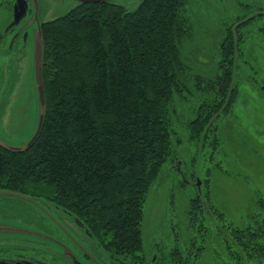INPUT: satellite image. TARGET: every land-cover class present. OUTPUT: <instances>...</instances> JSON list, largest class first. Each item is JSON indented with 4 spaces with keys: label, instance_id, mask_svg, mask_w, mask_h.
Listing matches in <instances>:
<instances>
[{
    "label": "trees",
    "instance_id": "16d2710c",
    "mask_svg": "<svg viewBox=\"0 0 264 264\" xmlns=\"http://www.w3.org/2000/svg\"><path fill=\"white\" fill-rule=\"evenodd\" d=\"M188 3L141 0L133 11L113 0L83 3L42 25L46 104L41 132L24 150L0 144V191L51 201L77 218L117 261L141 256L145 203L172 156L175 105L187 91L181 46L192 31ZM250 20L227 27L216 72L194 79L200 96L187 124L188 140L201 157L210 148L211 161L224 141L221 125L239 102L241 29ZM210 184V178L201 180L207 188ZM209 193L197 191L187 208L191 222L200 225L194 238L197 257L216 240L217 256L228 257L218 264H262L264 218L254 214L244 227L205 226L208 215L224 222ZM169 252L166 264H194Z\"/></svg>",
    "mask_w": 264,
    "mask_h": 264
},
{
    "label": "rangeland",
    "instance_id": "374dc122",
    "mask_svg": "<svg viewBox=\"0 0 264 264\" xmlns=\"http://www.w3.org/2000/svg\"><path fill=\"white\" fill-rule=\"evenodd\" d=\"M113 1L124 5L129 11L135 10L141 2ZM255 3L262 7L260 11ZM75 5L76 2L72 0L61 5L52 2L45 18L53 20L60 17ZM261 11L264 13V0H189L186 14L192 31L181 46L186 66L183 77L187 91L183 93V99H178L175 105L177 113L174 116L172 156L164 164L145 203L142 224L144 250L158 245L165 248L162 249L168 256V252L175 246L172 240L176 238V246L184 251L189 239L198 235L200 225L193 224L187 213L189 201L199 191L196 184L198 178L190 180L192 172L199 176L200 181L210 178V188L201 185V192H210V203L224 214V222L208 215L205 226L222 227L223 223H231L235 227H244L254 221L251 218L254 214L258 220L264 218V206H259L260 200L264 202V99L256 97L251 83L245 80L248 72L250 76L254 73L259 81L264 79V30L261 28L264 26V16H256L241 29L247 38L240 45L244 55L236 79H242L243 74L241 92H247L255 99L250 100L240 94L239 102L230 114L228 123L224 127L221 125L224 141L213 161L209 159L212 151L210 148H206L201 157L195 143L188 140L187 127L200 96L194 89L195 77H210L216 72L218 45L227 27L238 19L259 14ZM24 27L30 32V51L21 57L23 64L15 78H11V82L7 81L0 88V143L15 149L29 144L37 131L42 114L34 69L35 52L41 35L39 26L34 21ZM193 158H201L199 165H192ZM174 159H177L176 163L181 162L182 171L173 164ZM217 162L221 163V169L216 167ZM34 214L43 215V219L56 234L34 225ZM74 220L45 198L0 191V249L19 250V246L31 241L37 243L38 249L47 246L53 264H76V259L80 260H77L79 264H90L81 255L80 249L78 252L74 249L75 246L70 243L71 240L65 233V229L72 232L68 225ZM201 245L202 242L199 243ZM206 246L196 264L228 262L226 254L217 256L215 249H220V246L216 240L210 241ZM71 255H75L74 260Z\"/></svg>",
    "mask_w": 264,
    "mask_h": 264
},
{
    "label": "flooded vegetation",
    "instance_id": "af4514ba",
    "mask_svg": "<svg viewBox=\"0 0 264 264\" xmlns=\"http://www.w3.org/2000/svg\"><path fill=\"white\" fill-rule=\"evenodd\" d=\"M68 1L70 0H0V88H3L7 81L9 83L15 78V75L21 70L23 64L21 57L30 51L28 46L30 32H28L27 27L24 26H26L27 23L34 21V24L41 27L52 21L46 20L45 18L50 11L52 2L53 4L61 5ZM72 1L76 2V5L73 8L82 4L78 0ZM255 5L259 7H257L259 11L262 9L257 3H255ZM244 6L246 5L244 4ZM259 14L261 17L264 16L263 11ZM248 17L243 18V20ZM252 20H250L249 23H251ZM261 28L263 31L264 26ZM244 35V38L246 39L247 35ZM250 68H252L251 65ZM249 73L250 72L246 74L247 77L245 80H248L251 83V88L256 91V97L259 96L264 99V79L259 81V79L257 80L254 76V73L251 76L248 75ZM243 77L242 74L241 81L243 80ZM239 90L243 97H248L250 100L255 99L254 96L248 95L247 92H241V84L239 85ZM33 217L35 219V221H33L34 225L48 231V233L56 234V232L52 230L43 219V215L34 214ZM71 223L72 224L68 225V227L72 228V232L65 229V233L69 240L72 241H70V243L75 246L74 249H76L77 252L78 249H80L81 255L90 264H166L167 261H171L172 259V257L168 258L164 256L163 249L165 248L157 245L149 250H143L141 256H139L134 262H129V260L127 261L126 259L117 261L116 259L111 258L102 246L91 237L83 225L75 220ZM195 236L189 239V244L185 247L184 251L178 249L176 246L177 239L175 238V240H172L175 246L169 253L178 252L182 255V258L185 261L189 260L196 264L198 252L194 247ZM170 238L172 237L170 236ZM36 244L37 243H31L30 241L28 244L26 243L25 245L19 246V250L0 249V264H53L51 253L46 249L47 246H41V249H38ZM71 258L74 260L75 255H71ZM77 260L79 259H76V264H79L78 262L80 260ZM64 264L68 263L64 262Z\"/></svg>",
    "mask_w": 264,
    "mask_h": 264
},
{
    "label": "water",
    "instance_id": "95a60500",
    "mask_svg": "<svg viewBox=\"0 0 264 264\" xmlns=\"http://www.w3.org/2000/svg\"><path fill=\"white\" fill-rule=\"evenodd\" d=\"M78 1L81 2L82 4L83 3L88 4V3H99V2H103V1H109V0H78ZM72 9H74V8H71L69 11H71ZM67 13H65V14H67ZM258 15H260V14H255L253 16H249L243 22H246L249 19H253V18H255ZM39 32H40V35H41V40H40V43L38 44V46L36 48V52H35V61H34V66L35 67H34V69H35V79H36V83H37V87H38V92H39V97H40L41 105H42V114H41L40 119H39V124H38L37 131H36L35 135L33 136V138L31 139V141L29 142L28 145H26L23 148H19V149L16 148L15 149V148L6 147V146H4V145H2L0 143L5 148L12 149V150H18V151H20V150H24V149L30 147L37 140V138H38V136H39V134L41 132L42 125H43L46 100H45V92H44V85H43V66H42V60H43V43H42L41 27H39ZM180 164H181V162H178V169L179 170H181L180 169ZM185 182H188V181H185ZM196 184H197V187H198L199 191H201V181L199 180V178L197 179ZM75 220L78 223H80L81 225H83L77 218H75Z\"/></svg>",
    "mask_w": 264,
    "mask_h": 264
}]
</instances>
